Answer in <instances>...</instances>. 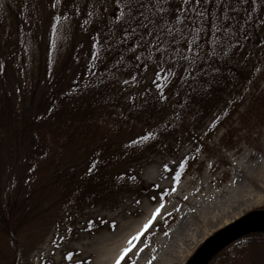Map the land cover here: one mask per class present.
<instances>
[{"label": "trees", "instance_id": "1", "mask_svg": "<svg viewBox=\"0 0 264 264\" xmlns=\"http://www.w3.org/2000/svg\"><path fill=\"white\" fill-rule=\"evenodd\" d=\"M24 9L30 10L31 21ZM62 20L66 43H60ZM80 36L89 51L77 48L83 43ZM75 39L80 41L73 46ZM60 48L69 52L61 62ZM70 54L87 60L84 69L70 72ZM151 65L160 73L158 95L132 94L122 101L131 87L119 77ZM256 78L264 80V0H0V239L14 244L13 251L8 242L6 252L0 251L2 264H13L15 244L33 219L32 195L41 202L37 207L46 202L52 210L71 198L89 203L98 194L95 187L84 188L85 179L92 178L73 162L41 175L32 169V161L49 151L48 141L89 135L100 119L102 127L116 131L106 140L95 138L100 153L95 160L103 164V154H118L129 162L164 146L169 137L194 140L219 93L243 83L249 88ZM241 95L225 103L213 127L232 119L244 102ZM246 113L253 122H264V85L248 97ZM230 125L225 138L232 136ZM25 167L33 179L28 192L21 183ZM97 170L115 187L133 186L117 170ZM99 178L101 191L116 189L102 186ZM260 237L264 231L239 238L256 243L253 239ZM228 247L206 264H228Z\"/></svg>", "mask_w": 264, "mask_h": 264}, {"label": "rangeland", "instance_id": "2", "mask_svg": "<svg viewBox=\"0 0 264 264\" xmlns=\"http://www.w3.org/2000/svg\"><path fill=\"white\" fill-rule=\"evenodd\" d=\"M23 14L31 21L29 9H24ZM61 14L65 16V12ZM59 28L60 43H66L64 20L59 21ZM80 37L83 43L77 48L89 51L88 41ZM80 40L75 39L72 45ZM67 54L60 48L58 61ZM70 56V72L87 65L82 56ZM120 79L131 87L123 91L122 101L132 94L144 98L158 95L157 65ZM263 85L264 80L256 78L249 88L243 83L230 92H220L217 101L205 112L202 124L195 129L198 137L194 140L169 137L164 146L134 155L129 162H123V156L118 154L107 158L103 154L106 160L103 164L95 160L100 155L95 138L106 137L102 139L106 140L116 131H111L112 126L108 124L102 127L104 121L100 116L93 118L99 120L93 124L95 128H89V135L73 136L70 141H48L49 151L42 159L32 161V169L41 175L45 169L55 172L56 168L73 162L85 176L93 179H85L84 188L95 187L98 194L89 203L71 198L64 206L52 210L45 208L46 202L37 207L41 202L36 194L32 195L30 207L36 210L27 225L28 234H21L23 229L20 231L22 237L15 244L13 264H114L126 247L131 250L121 264H186L211 235L264 207V122H253L244 114L248 97ZM241 94L245 95L244 102L232 119L226 125L213 127L225 103ZM228 125L234 128L232 136L225 138ZM97 166H105L108 172L117 170L133 186L115 187L109 181L111 177H102L104 173ZM27 171L32 172L25 167L27 180L24 178L21 182L26 192L33 188L28 186L33 179L29 178L30 174L26 176ZM97 176L101 177L102 186L111 185L116 189L101 191ZM158 207L159 212L140 238L130 240ZM260 239L264 237L253 239L256 243L245 238L231 243L226 256L230 260L228 264H264V242L256 241ZM7 242L8 238L0 239V251L6 252L10 245ZM1 243H4L3 249ZM10 248L13 251L14 244Z\"/></svg>", "mask_w": 264, "mask_h": 264}, {"label": "water", "instance_id": "3", "mask_svg": "<svg viewBox=\"0 0 264 264\" xmlns=\"http://www.w3.org/2000/svg\"><path fill=\"white\" fill-rule=\"evenodd\" d=\"M254 227L264 228V212L248 213L209 237L186 264H204L226 242Z\"/></svg>", "mask_w": 264, "mask_h": 264}, {"label": "snow or ice", "instance_id": "4", "mask_svg": "<svg viewBox=\"0 0 264 264\" xmlns=\"http://www.w3.org/2000/svg\"><path fill=\"white\" fill-rule=\"evenodd\" d=\"M127 3L129 4H132L133 3V0H126ZM183 2L185 4H187L189 2V0H183ZM197 3H201V2H204V3H207V0H196ZM141 7H143V4L140 5ZM181 11H183V9H180ZM159 207L157 209H155L152 213V217L149 218L148 221L145 222V224L143 225L142 229L140 232H137L134 236L130 237V240H136V239H139L140 236H141V232H143L145 229H147L149 227V225L152 223V219L157 215V213L159 212ZM130 247H126L124 248L119 256L116 257L115 261H114V264H121V260L124 259L126 257V254L130 251Z\"/></svg>", "mask_w": 264, "mask_h": 264}]
</instances>
